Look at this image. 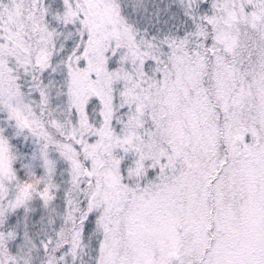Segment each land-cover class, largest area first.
<instances>
[{
    "label": "snow or ice",
    "instance_id": "obj_1",
    "mask_svg": "<svg viewBox=\"0 0 264 264\" xmlns=\"http://www.w3.org/2000/svg\"><path fill=\"white\" fill-rule=\"evenodd\" d=\"M0 264H264V0H0Z\"/></svg>",
    "mask_w": 264,
    "mask_h": 264
}]
</instances>
